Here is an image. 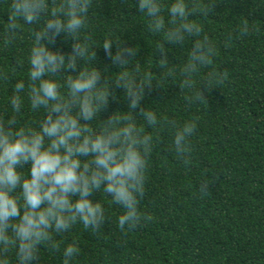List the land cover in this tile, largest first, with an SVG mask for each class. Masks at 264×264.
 <instances>
[{"label":"clouds","instance_id":"clouds-1","mask_svg":"<svg viewBox=\"0 0 264 264\" xmlns=\"http://www.w3.org/2000/svg\"><path fill=\"white\" fill-rule=\"evenodd\" d=\"M215 2L110 0L112 26L138 22L154 38L143 64L138 45L112 26L97 30L100 0L0 3V264H94L84 234L102 239L106 224L127 234L150 218L144 201L162 134L188 164L199 117L144 104L146 89L171 83L185 110L207 106L199 86L228 78L216 66L220 46L261 30L251 17L264 0H252L249 18L211 39L207 22L229 14L214 13ZM61 37L67 51L56 46ZM97 49L114 71L97 67ZM118 100L124 110L102 119Z\"/></svg>","mask_w":264,"mask_h":264},{"label":"trees","instance_id":"trees-1","mask_svg":"<svg viewBox=\"0 0 264 264\" xmlns=\"http://www.w3.org/2000/svg\"><path fill=\"white\" fill-rule=\"evenodd\" d=\"M100 2L94 19L103 31L113 17L110 0ZM251 4L216 0L213 12L229 14L213 15L215 20L207 22L210 38L219 40L234 23L249 18ZM255 15L251 19L261 25L259 32L220 46L216 66L228 78L220 88L199 86L208 107L185 110L175 97L179 88L171 83L146 89L144 104L160 103L175 117H199L193 155L188 164L177 159L162 134L144 201L150 218L127 234L117 232L114 224H106L102 239L84 234L82 247L94 264H264V12ZM119 27L117 20L112 30L125 45L139 46L141 64L148 61L154 38L141 35L138 22H129L125 32ZM56 46L67 51L70 42L63 44L61 37ZM105 66L115 70L103 49H97V67ZM116 109L124 110L123 100L110 101L101 118Z\"/></svg>","mask_w":264,"mask_h":264}]
</instances>
